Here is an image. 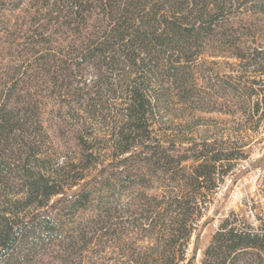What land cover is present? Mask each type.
I'll list each match as a JSON object with an SVG mask.
<instances>
[{
  "label": "trees",
  "instance_id": "16d2710c",
  "mask_svg": "<svg viewBox=\"0 0 264 264\" xmlns=\"http://www.w3.org/2000/svg\"><path fill=\"white\" fill-rule=\"evenodd\" d=\"M260 22L264 0H0V264H186L249 145L193 128L264 94ZM259 183L202 264H264Z\"/></svg>",
  "mask_w": 264,
  "mask_h": 264
},
{
  "label": "rangeland",
  "instance_id": "374dc122",
  "mask_svg": "<svg viewBox=\"0 0 264 264\" xmlns=\"http://www.w3.org/2000/svg\"><path fill=\"white\" fill-rule=\"evenodd\" d=\"M254 26L256 27L254 29L255 33L257 34V38L258 40H262V47L264 48V24L260 22L256 23V25L254 24ZM41 48H43V45L40 44V47L37 50L39 53L35 54V56L30 59V65H32L33 69H35V73H37L36 68L39 61L38 58L42 54ZM207 59L208 61L212 60V58ZM221 60V64H218L219 66L217 65V67L219 69L221 67L222 74L233 73L237 76H244L241 71V66L238 64L239 60L235 58H225ZM253 76L254 73L251 72L250 77L254 78ZM256 78L258 80V77ZM240 84L256 85L254 83L248 82V80L244 77L242 80H240ZM37 89L38 84L35 83V90ZM253 102L260 103V107L264 106V94L253 96L252 100L248 101L247 103H244V100H240L238 103L239 111L236 112V116L222 113H203L201 114L203 117L210 118L211 120L199 121V123H202V125H196V127L193 128V131L196 132L193 136L197 138L206 134L209 136L214 135V133L217 132L215 127H220V131H222V129L223 131L229 132L237 130L238 133L243 130V132L236 136H248L246 140H248L249 145L244 147L247 157L239 162L237 166V173L232 177L236 179L235 182L231 184V179H228L227 183L219 190L217 194V198L219 199L223 197L226 192H229L221 212L217 215H214L213 217L212 213L215 207L212 205L209 213L204 218V223L193 236L186 264H202L201 260L203 251L210 243L212 235L217 229L221 218L229 213V209L233 208L240 214H244V216L253 224L258 222L254 214H262L259 210L252 208L248 201L245 203V200L248 198V196L258 198L259 182L264 174V116L260 118V115L255 116L252 114ZM261 113L262 111H260V114ZM44 118L48 119L47 116ZM53 121L54 120L48 121L50 133L62 145H67L68 141H65L63 138H57L58 127L57 125L53 126ZM55 123L58 124V122ZM69 142L70 144H74L73 139H71Z\"/></svg>",
  "mask_w": 264,
  "mask_h": 264
}]
</instances>
